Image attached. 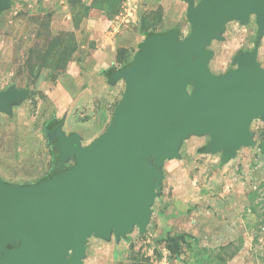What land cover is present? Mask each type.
Masks as SVG:
<instances>
[{
	"label": "rangeland",
	"instance_id": "374dc122",
	"mask_svg": "<svg viewBox=\"0 0 264 264\" xmlns=\"http://www.w3.org/2000/svg\"><path fill=\"white\" fill-rule=\"evenodd\" d=\"M7 1L0 13V92L15 88L26 96L11 112L0 111V182L26 188L76 166L58 157L52 122L62 121L65 136L79 135L83 146L110 126L127 84L102 69L123 68L149 33L178 29L184 39L192 27L185 0ZM256 43L264 68L256 17L229 22L208 47L211 72L236 70V56ZM250 131L255 145L228 163L221 153L203 152L208 135L187 137L179 156L159 169L146 232L92 237L84 264H264V120Z\"/></svg>",
	"mask_w": 264,
	"mask_h": 264
},
{
	"label": "water",
	"instance_id": "95a60500",
	"mask_svg": "<svg viewBox=\"0 0 264 264\" xmlns=\"http://www.w3.org/2000/svg\"><path fill=\"white\" fill-rule=\"evenodd\" d=\"M187 2L192 32L186 38L176 29L150 36L110 78L125 79L127 88L99 138L83 146L77 134H54L60 160L75 159L74 168L26 188L0 182V264H84L90 238L114 233L119 239L135 227L146 232L159 169L191 135H208L203 152L221 153L223 163L255 145L251 123L264 120L260 44L240 52L239 67L221 76L209 68L208 47L226 24H247L251 16L262 37L264 0ZM7 6L0 0V13ZM25 96L15 88L1 91L0 111L11 112Z\"/></svg>",
	"mask_w": 264,
	"mask_h": 264
},
{
	"label": "trees",
	"instance_id": "16d2710c",
	"mask_svg": "<svg viewBox=\"0 0 264 264\" xmlns=\"http://www.w3.org/2000/svg\"><path fill=\"white\" fill-rule=\"evenodd\" d=\"M185 1H188V0H185ZM177 30H178V29H177ZM178 31H179V30H178ZM152 35H156V34H154V33H149V34H147L146 36H147V38H149V37L152 36ZM134 58H135V57H134ZM134 58H133L131 61L125 63V65L123 66V68L129 66V65L134 61ZM101 72H102V74H103L104 76H106V77H108V78H111V77L114 75V73H115V69H114V68L107 69V70H103V69H102ZM62 126H63L62 121H60V122H52L51 125H50V127H49V129H48V131H49V135L51 134V135L54 136V134H55L57 131L61 130ZM58 157H59V156H58ZM66 171H67V170H63V171H61V172H56V173H54V174L51 176V178H52V177L60 176V175H62V174H63L64 172H66Z\"/></svg>",
	"mask_w": 264,
	"mask_h": 264
},
{
	"label": "flooded vegetation",
	"instance_id": "af4514ba",
	"mask_svg": "<svg viewBox=\"0 0 264 264\" xmlns=\"http://www.w3.org/2000/svg\"><path fill=\"white\" fill-rule=\"evenodd\" d=\"M54 143H55V144L57 143L56 139L54 140ZM13 247H14V248L18 247V243H16L15 246H8V248H13Z\"/></svg>",
	"mask_w": 264,
	"mask_h": 264
},
{
	"label": "crops",
	"instance_id": "0c3cea01",
	"mask_svg": "<svg viewBox=\"0 0 264 264\" xmlns=\"http://www.w3.org/2000/svg\"><path fill=\"white\" fill-rule=\"evenodd\" d=\"M109 79H110V78H109ZM90 239H91V238H90ZM90 239H89V240H90ZM88 244H89V241H88ZM88 244H87V248H88Z\"/></svg>",
	"mask_w": 264,
	"mask_h": 264
}]
</instances>
